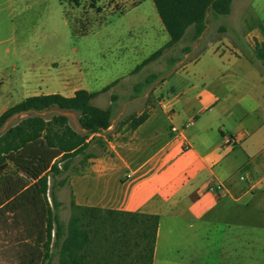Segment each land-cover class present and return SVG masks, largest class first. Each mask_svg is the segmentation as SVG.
Segmentation results:
<instances>
[{
  "label": "crops",
  "instance_id": "crops-1",
  "mask_svg": "<svg viewBox=\"0 0 264 264\" xmlns=\"http://www.w3.org/2000/svg\"><path fill=\"white\" fill-rule=\"evenodd\" d=\"M224 24L237 46L176 70L137 128L116 117L71 181L77 205L159 216L153 264H264V67L243 53L264 44V0H235Z\"/></svg>",
  "mask_w": 264,
  "mask_h": 264
},
{
  "label": "rangeland",
  "instance_id": "rangeland-1",
  "mask_svg": "<svg viewBox=\"0 0 264 264\" xmlns=\"http://www.w3.org/2000/svg\"><path fill=\"white\" fill-rule=\"evenodd\" d=\"M226 21L227 16L209 13L199 38L189 28L179 43L139 69L170 40L152 0H0V115L32 96H70L77 89L99 92L114 83L94 103L102 108L112 106L115 118L120 116L117 125L127 121L134 125L153 109L165 108L171 92L163 88L164 83L210 43L228 36L237 46ZM34 114L49 119L64 114L73 129L85 132L78 113L49 110L17 114L0 133ZM109 137L106 131L95 134L83 152L57 160L59 172L49 176L48 199L53 207L56 202L64 227L75 201L71 181L90 158L105 151ZM14 170L10 164L9 171ZM14 176L24 177L18 171ZM16 204L12 201L0 212V264H20L21 254L34 247L38 236L37 230L33 235L26 232L27 213ZM99 218L105 221L106 236L97 242L88 264H117L119 258L109 251L115 235L128 232L124 220L114 221L107 214ZM106 252L109 255L103 257ZM54 253L51 264H59L56 250Z\"/></svg>",
  "mask_w": 264,
  "mask_h": 264
},
{
  "label": "trees",
  "instance_id": "trees-1",
  "mask_svg": "<svg viewBox=\"0 0 264 264\" xmlns=\"http://www.w3.org/2000/svg\"><path fill=\"white\" fill-rule=\"evenodd\" d=\"M152 1L170 40L139 69L179 43L189 28L193 27L195 39L199 38L206 30L208 14L215 17L230 15L235 0ZM243 53L251 62L260 61L264 67V44L252 50L243 48ZM113 85L99 92L80 89L72 97L58 93L32 96L0 115L1 130L9 119L20 113L72 111L79 114V124L85 131L73 129L69 117L64 114H55L50 119L34 114L0 133V212L15 201L17 207L27 213L26 232L33 235L34 230L38 231L34 247L21 254L20 264H51L54 250L59 264H88L97 242L106 236L102 228L105 221L99 218L102 214L112 216L114 221L123 219L128 231L113 239L109 254L117 255V264H153L158 215L84 207L73 201L71 218L64 227L56 212V202L53 207L48 199L49 176L59 172L57 160L83 152L89 146V138L112 125L115 119L113 107L102 108L95 105L94 100ZM148 115L130 127L137 128ZM10 164L16 168L12 173ZM17 171L24 177L14 176ZM44 236L45 241H40ZM109 254L106 252L102 256Z\"/></svg>",
  "mask_w": 264,
  "mask_h": 264
},
{
  "label": "built area",
  "instance_id": "built-area-1",
  "mask_svg": "<svg viewBox=\"0 0 264 264\" xmlns=\"http://www.w3.org/2000/svg\"><path fill=\"white\" fill-rule=\"evenodd\" d=\"M225 139L228 146H235L238 143L237 139L231 136H226Z\"/></svg>",
  "mask_w": 264,
  "mask_h": 264
}]
</instances>
